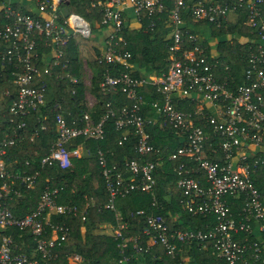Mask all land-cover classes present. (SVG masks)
Wrapping results in <instances>:
<instances>
[{
    "label": "built area",
    "instance_id": "built-area-1",
    "mask_svg": "<svg viewBox=\"0 0 264 264\" xmlns=\"http://www.w3.org/2000/svg\"><path fill=\"white\" fill-rule=\"evenodd\" d=\"M31 1L37 15L16 11L12 0H0V8L9 18L0 28V37L10 41L7 58L17 61L14 72L17 94L8 108L10 117L0 138V264H49V260L57 256V242L68 233V226L53 221L52 215L71 214L77 209L73 204L61 202V188L49 184L40 190L33 210L18 216L10 208V203L25 198L34 189L40 172L31 166L29 159H10L8 153V147L16 143L19 132L26 131L24 117L45 101L44 88L33 86L32 81L41 73H51V67L41 70L36 64L35 34H43L54 44V53L48 58H59L63 55L59 45L65 43L68 35L88 38L93 32L90 21L77 12L70 11L59 20V5L66 0ZM167 1L171 2L170 7L166 0H97L93 3L101 6L100 23L108 29L95 56L98 63L107 65L99 83L100 90L106 94L119 89L130 103L115 109L106 102L99 120L94 121L89 112H84L78 124H68L64 116L57 113L53 119L55 137L39 164L41 167L53 163L60 167L71 166V158L81 155L84 141L103 137L104 121L108 117H113L114 126L121 133L118 143L121 144L133 129L137 137L135 150L140 156L159 153L147 131L153 120L141 113L146 100L140 88L149 86L156 93L150 105L175 128L181 141L166 158L182 159L174 167L178 175L176 183L184 195L182 204L192 214L213 215L215 224L206 230L171 229L164 216L149 215L143 228L146 248L159 244L168 255L174 256L179 250L178 243L196 240L205 245L212 241L215 254L224 259L225 264H264V240L260 238L264 234V187L255 183L264 169V0ZM127 8L140 24L146 19L149 29H153L158 20L167 29L166 36L171 42L163 73L145 76L131 73L134 68L131 52L121 34ZM240 10L246 12L244 24L253 36L246 40L242 52L245 61L240 72L242 80L236 83L235 76L226 72L230 65L219 56L217 49L209 48L205 36L190 31L187 24L202 23L201 28L209 33L210 26H223ZM162 12L167 13L166 17H161ZM55 60L54 63H58ZM62 76L71 83L77 82L70 71ZM182 101L194 102L195 108L187 111L179 108L178 103ZM201 118L204 123L200 124ZM36 134L37 129H34L29 137ZM96 158L108 193L104 206L114 210L116 224L112 227L114 235L119 236L125 224L114 207L115 199L133 191L153 194L154 174L162 160L131 158L119 166L116 161L110 163L103 150L97 151ZM229 197L239 200L236 214L229 205ZM48 229L49 235L45 237ZM14 231L31 237L34 242L31 253L13 249ZM119 245L123 249L126 241L122 240ZM133 247L137 251L143 249L136 242ZM36 253L39 257L34 256ZM246 254L249 258H244ZM69 257L76 263L82 261L78 254ZM128 260V256L123 255L119 263Z\"/></svg>",
    "mask_w": 264,
    "mask_h": 264
},
{
    "label": "trees",
    "instance_id": "trees-1",
    "mask_svg": "<svg viewBox=\"0 0 264 264\" xmlns=\"http://www.w3.org/2000/svg\"><path fill=\"white\" fill-rule=\"evenodd\" d=\"M12 1L16 11L37 15V11L25 8L24 1L26 0ZM96 1L66 0L59 5V20H62V17L70 11H74L88 19L93 29L101 28V6L93 5ZM186 1L190 3L195 0ZM166 5L170 7L171 2L166 0ZM166 15V12L161 13V17H166ZM245 19L246 12L240 10L232 20L223 23V26H210L209 33L201 28L202 23L189 22L187 24L190 31L201 33L206 37V45L209 48L217 49L219 56L230 65V69L226 72L235 76L236 83L242 80L240 72L245 64L242 52L246 40L253 36L251 29L244 24ZM8 20L9 18L0 8V28ZM166 33L167 29L163 28L161 20L156 22L153 29L147 27L146 19H143L140 26L136 27L130 25L128 20H124L121 34L127 41L126 48L131 52V61L134 64L131 73L134 76L160 74L166 70L167 49L171 42ZM213 39L216 42L210 44L209 41ZM35 42L38 53L36 64L41 70L49 65L51 67V73H41L32 81L33 86L44 88L45 101L35 109H31L24 117L27 121L26 131L19 132V138L15 144L8 147V153L10 159L20 161L29 159L31 166L40 169V172L34 189L30 190L25 198L10 203V208L18 216L33 210L40 190L46 184L60 187L59 200L76 206V211L71 214L52 215L53 221H60L68 226V233L63 240L57 242L55 246L57 256L49 260V264H66L67 257L72 254H78L84 264H119V259L123 255L129 258L125 264H225V260L215 254L212 241L206 242L205 245L196 240L188 244L178 243L179 250L174 256L168 255L163 246L159 244L146 248L147 236L143 228L149 215L164 216L171 229L206 230L215 224L213 215L192 214L182 204L184 195L176 183L178 175L174 171V167L182 159L168 160L166 158L181 144V141L175 134V128L150 105L149 101L156 97V93L149 86L140 88L146 100V103L142 105L141 113L153 120L148 124L147 131L150 133L151 143L159 148V153L140 156L135 150L137 137L133 129H130L129 135L121 144L118 143L121 133L115 128L113 117H108L104 121L103 137L84 141L81 155L71 158V166L60 167L56 163L40 166V158L49 152L55 137L53 119L57 113H61L68 124L81 123L80 119L84 112H89L91 118L97 121L103 115L106 102H110L117 109L122 104L130 103V100L119 89L106 94L101 92L99 83L107 65L96 61L97 49L88 61L92 70L91 89L96 103L93 107H88L85 87L80 77V57L75 53L76 45L71 35L67 36L64 44L59 45L63 50V55L59 58L55 56L48 58L54 53V44L51 40L45 39L43 34L36 33ZM9 47L10 41L0 37V138L10 117L8 108L17 94L14 75L17 61L15 58H7ZM55 59L58 63H54ZM67 71L77 78V82L71 83L67 77L62 76ZM222 73L225 74L223 71ZM178 107L186 111L193 110L195 103L182 101L178 103ZM199 123H204V119H199ZM41 124L44 125L43 128L40 127ZM34 129H37V134L30 138L29 133ZM78 141H81V138ZM98 150L105 151L110 163L116 161L119 166L124 160L131 158L139 160L161 158L162 160L158 162L154 174L156 184L153 194L133 191L119 195L115 199L114 207L119 210L125 224L119 236L114 235L111 228L108 231L105 230L106 225L116 224V217L114 210L104 206L108 200V193L101 167L96 158ZM28 169L31 168L28 167ZM263 180L264 169L255 178V183L264 187ZM228 201L232 211L236 214L239 211V200L229 197ZM44 235L45 237L49 235V229ZM260 238L264 240V234ZM13 239L15 251L28 254L33 251L34 242L29 235L14 231ZM122 240L126 241L123 249L119 245ZM135 242L143 249L137 251L133 247ZM34 256L39 257L37 253ZM244 258H249V255L246 254ZM238 264H243V262Z\"/></svg>",
    "mask_w": 264,
    "mask_h": 264
},
{
    "label": "crops",
    "instance_id": "crops-1",
    "mask_svg": "<svg viewBox=\"0 0 264 264\" xmlns=\"http://www.w3.org/2000/svg\"><path fill=\"white\" fill-rule=\"evenodd\" d=\"M24 3H25L24 6H25V8H27V10L37 11L33 1L26 0V1H24ZM58 10H59V8H58ZM124 16H125V19L129 21L130 25L135 24L136 26H140V23L132 16L131 10L129 8L126 9ZM107 30L108 29H106V27H101V28L96 29V31L98 32V35L94 39H92L95 41V44H93V46H92L93 48L88 47L87 44L86 45L83 44L87 39L92 38V35L88 38H85V37H82V36L77 35V34H72L71 37L73 38V41L75 42L74 44L76 45V52H75L76 55L80 56V55L86 54V55H88V57L91 56V57H89V59H91L94 55V52L97 51V49H99L102 46L103 40H104L105 35L107 33ZM82 45L86 46V52H84L85 50H81L80 46H82ZM71 57H72V55H71ZM172 217H174V216H172ZM110 228L113 230L112 226L106 225L105 230L108 231V230H110ZM69 258L70 257L68 256L66 264H70V263L71 264H77L76 262L70 260ZM80 264H84V262L81 261Z\"/></svg>",
    "mask_w": 264,
    "mask_h": 264
},
{
    "label": "rangeland",
    "instance_id": "rangeland-1",
    "mask_svg": "<svg viewBox=\"0 0 264 264\" xmlns=\"http://www.w3.org/2000/svg\"><path fill=\"white\" fill-rule=\"evenodd\" d=\"M233 15H230V18H232ZM133 26L136 27L135 24H132ZM208 34V33H207ZM98 35V32L96 31V28L92 32V38L87 39L83 44L86 45L90 48H93V44H95V41L92 40ZM224 37V36H223ZM206 39V37L204 38ZM213 42H216L215 39L212 40ZM81 50H85L86 52V46H80ZM81 56V57H80ZM80 64H81V82L83 83L85 87V98H86V104L88 107H93L96 103V99L94 97V94L92 93V86H91V76H92V70L89 67L88 61H89V56L88 55H80ZM71 264V263H70ZM120 264V263H119ZM122 264H125L124 262Z\"/></svg>",
    "mask_w": 264,
    "mask_h": 264
}]
</instances>
